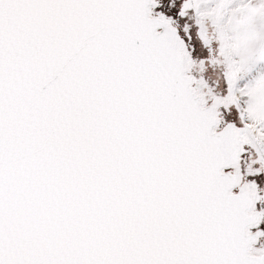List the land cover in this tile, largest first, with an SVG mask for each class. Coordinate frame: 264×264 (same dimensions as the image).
Wrapping results in <instances>:
<instances>
[{
	"label": "snow or ice",
	"instance_id": "6c2138e0",
	"mask_svg": "<svg viewBox=\"0 0 264 264\" xmlns=\"http://www.w3.org/2000/svg\"><path fill=\"white\" fill-rule=\"evenodd\" d=\"M0 264H264V0H0Z\"/></svg>",
	"mask_w": 264,
	"mask_h": 264
}]
</instances>
